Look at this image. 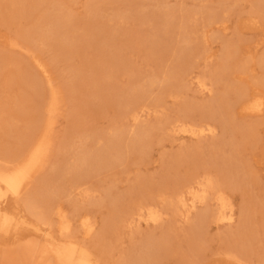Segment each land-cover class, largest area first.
<instances>
[{
    "label": "rangeland",
    "instance_id": "1",
    "mask_svg": "<svg viewBox=\"0 0 264 264\" xmlns=\"http://www.w3.org/2000/svg\"><path fill=\"white\" fill-rule=\"evenodd\" d=\"M262 2L0 0L1 147H14L41 120L46 88L33 57L48 67L65 99L56 119L51 169L73 167L79 147L101 149L115 134L127 143L141 126L154 131L145 156L130 153L123 166L87 172L77 178L82 188L70 196L61 182L52 189L59 193L55 203L69 217L89 212L96 221L97 230L87 240L91 248L100 245L118 261L126 253L139 255L152 239L159 247L149 264H211L232 256L264 264V111L247 115L240 107L244 97H264V8L258 6ZM50 18L68 20L61 26H69L66 40L64 34L39 30ZM248 21H256L255 26L243 27ZM184 46L198 54L193 62L187 60L191 65L176 69L174 51ZM226 62L228 69L216 70ZM184 69L193 71L184 93L165 97L162 107L144 113L137 123L125 117L126 109L134 106L135 91L143 93L145 103L164 92L158 85L145 87L152 77L168 74L175 83ZM202 76H210L211 92H200ZM218 99L228 113L225 126H218L214 135H162L167 118L182 116L186 108L192 122L206 121L208 110L197 107ZM205 175L217 181L234 210L231 225L212 223L200 230L199 215L217 210L216 202L209 201L187 222L168 213L158 225L117 226L120 213L151 200L153 193L172 192ZM62 182L69 186L65 175ZM78 226L79 222L76 231ZM78 235L83 237L82 232ZM243 244L248 246L246 253ZM13 250L0 256V264H29Z\"/></svg>",
    "mask_w": 264,
    "mask_h": 264
},
{
    "label": "bare ground",
    "instance_id": "2",
    "mask_svg": "<svg viewBox=\"0 0 264 264\" xmlns=\"http://www.w3.org/2000/svg\"><path fill=\"white\" fill-rule=\"evenodd\" d=\"M258 6L264 8V2ZM65 21L68 20L50 18L48 22L39 25V30L48 31V34L56 36L64 34L62 39L66 40L69 26L66 25L64 30L61 27ZM210 22L215 23V17L211 16ZM255 24L256 21H248L243 27L249 29V26ZM197 54V50L190 46L175 49L174 56L178 59L176 69L191 65ZM230 55L231 53L227 58H231ZM187 60L192 62L187 63ZM33 61L44 79L43 88H46L45 99L40 108L41 120L36 126L31 127L29 134L14 147L0 146V256L10 254L15 249L22 253L29 264H149L154 257L155 248L159 247L152 239H148L138 250L139 255L131 256L126 253L118 261L108 257L110 254L107 256L100 245L91 248L87 240L97 230L96 221L89 212L78 214L74 218L69 217L59 204L55 203V197L57 198L59 193H52V189L61 182V187L69 188L70 196L82 188L78 177L97 173L96 171L103 167L114 169L118 165L123 166L128 161L127 155L130 153L145 156L152 144L153 129L141 126L142 128H138L127 143L121 135L115 134L106 140L101 149L97 150L93 146L79 147L73 167L53 166L51 169L55 150L56 119L63 112L65 99L62 89L54 84L48 67L37 57H33ZM262 63L264 64V59ZM228 66L226 62L223 67L216 70L223 71L228 69ZM192 72V69L182 70V75L175 83L168 74L162 79L158 76L152 77L145 87L152 88L158 85L164 92L157 96L153 103H145L146 97L143 93L140 90L135 91L131 96L134 106L126 109L125 117L132 118L131 120L137 123L144 113L150 115L151 111L162 107L165 97L184 93L190 84ZM198 79L200 92H211L207 84L210 76ZM240 107L241 112L247 115H258L264 111V97L258 95L244 97ZM197 108L201 112L208 110L206 121L192 122L189 119L191 111L186 108L182 116L167 118L161 126L162 135H170L173 132L198 139L214 135L218 126H225L224 117L228 112L220 99ZM50 170H56L54 175L49 174V178L44 179ZM64 175L68 177L69 186L62 182ZM216 183L212 177L205 175L201 179L190 180L174 188L172 192L157 191L153 193L151 200L140 202L126 212L120 213L119 217L122 220L120 223L119 218L117 226L122 228L136 223L140 228L142 222L147 226L158 225L168 213L182 217L187 222L198 207L207 205L209 201L216 202L217 210L199 215L197 222L200 230H204L212 223L231 225L235 219V212ZM113 202L115 199L110 201L111 206ZM77 222L80 231L75 230ZM79 232L83 233L82 238L79 237ZM106 249L114 252L116 247ZM243 249L246 253L247 244H243ZM229 259L231 260L211 264H249L243 257L232 256Z\"/></svg>",
    "mask_w": 264,
    "mask_h": 264
}]
</instances>
